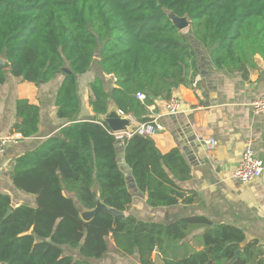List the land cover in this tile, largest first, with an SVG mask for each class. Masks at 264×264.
Here are the masks:
<instances>
[{"label":"trees","instance_id":"1","mask_svg":"<svg viewBox=\"0 0 264 264\" xmlns=\"http://www.w3.org/2000/svg\"><path fill=\"white\" fill-rule=\"evenodd\" d=\"M170 12L191 21L187 32L173 24ZM190 36L218 69L246 75L257 55L264 58V0H0V56L11 65L0 67V88L7 72L36 86L62 74L57 115L68 121L13 164L14 185L35 195L37 204H15L0 192V264H106L99 260L112 243L124 256L137 255L140 264H227L239 249L233 264H264L259 239L242 247L247 235L234 225L201 215L163 223L127 214L133 195L118 164L116 135L99 120L74 119L81 110L79 76L97 62L116 86L107 91L98 76L88 84L93 112L105 114L113 98L124 113L149 120V98H170L197 69ZM16 115L12 133L37 134L38 104L19 98ZM159 152L155 137H125V160L147 204L190 203L193 193L179 183L191 177L186 159L177 147ZM95 183L105 204L126 213L116 228L104 211L90 222L79 216L77 201L95 206Z\"/></svg>","mask_w":264,"mask_h":264},{"label":"crops","instance_id":"2","mask_svg":"<svg viewBox=\"0 0 264 264\" xmlns=\"http://www.w3.org/2000/svg\"><path fill=\"white\" fill-rule=\"evenodd\" d=\"M196 47L197 69L191 68L173 88L172 96L182 102L183 111L166 113L165 95L151 96L146 106L148 118L159 116L164 126L162 131L152 136L158 141L159 154L170 147H177L191 168L189 180H175L193 193V200L175 206L151 207L137 186L138 191L131 192L133 203L127 214L163 223H171L184 216L201 215L215 224L239 227L246 233L247 240L257 238L264 246V171L259 178L246 183L233 176L248 140H252L256 156L264 161V113H255L251 106V102L264 93V58L257 55L256 66L248 68L244 75L240 71L218 69L211 62L208 51L199 43ZM97 76L103 79L107 91L116 86L114 76L104 74L95 62L87 74L79 76L81 110L75 120H98L89 103L91 93L88 86ZM63 78L64 75L58 74L51 82L36 86L7 72L1 85L0 137L12 134L19 98H28L40 106L37 134L27 138L18 136L0 150V192L10 194L15 204H37L35 195L19 190L12 181L10 173L16 158L35 148L42 140L58 134L68 123L57 115L56 96ZM124 114L137 124L142 121L134 112ZM127 132L114 133L122 134V137H116L118 155L119 151L124 155ZM197 136L215 138L218 145L209 151ZM113 248L115 245L112 243L109 251H114ZM156 252L159 251L156 249ZM128 257L133 258L135 264H140L137 255ZM157 264H162L160 259Z\"/></svg>","mask_w":264,"mask_h":264},{"label":"water","instance_id":"3","mask_svg":"<svg viewBox=\"0 0 264 264\" xmlns=\"http://www.w3.org/2000/svg\"><path fill=\"white\" fill-rule=\"evenodd\" d=\"M169 17L173 21V24L177 26L180 30L188 29L191 24V21H189V19L186 16L180 17L176 15L174 12H170ZM96 57H99V54H96ZM10 66H11L10 62L7 60V58L0 56V67L3 69H9ZM65 71L69 72L68 69H65ZM111 100L112 102L111 101L109 102L107 112L105 114H99L98 120L107 124L113 133H125L127 132L128 129L131 131H135L137 128V123H135L130 116L125 115L120 110V108H118L119 106L117 105V103L113 98ZM117 160L120 169L123 171L125 175L128 190L130 192L138 191L137 184L133 177L131 168L126 163L124 155L121 151H119ZM93 197L95 201V206L93 208L84 207L79 201L76 202L80 218L85 222H90L95 218L98 212L104 211L111 214L114 217L113 227L116 228L117 220L125 217L126 213L105 204V202H103L100 199L98 195L97 183H95L93 186ZM9 212H11V209L9 210ZM246 243H247V239H245L241 243V246L243 247ZM157 251H159L158 248ZM241 253H242V249L237 250L235 255L228 261L227 264H233L241 255Z\"/></svg>","mask_w":264,"mask_h":264},{"label":"built area","instance_id":"4","mask_svg":"<svg viewBox=\"0 0 264 264\" xmlns=\"http://www.w3.org/2000/svg\"><path fill=\"white\" fill-rule=\"evenodd\" d=\"M137 97L144 100L146 96L143 93H137ZM252 109L255 113H264V93L251 102ZM166 113L178 114L183 111L182 102L176 96H171L166 101ZM164 129L162 122L159 120V116L149 119L147 121L139 122L135 131H128L126 134L128 137L134 134H140L144 136H155ZM14 136H19L18 133H12L4 137H0V150H2L10 141H13ZM117 138L122 137V134H116ZM200 142L206 144L209 151L214 150L218 145V140L215 138H203L198 137ZM264 171V161L256 156L255 149L253 147L252 140H248L245 144L242 157L233 172V176L242 181L249 182L251 180L259 178Z\"/></svg>","mask_w":264,"mask_h":264},{"label":"rangeland","instance_id":"5","mask_svg":"<svg viewBox=\"0 0 264 264\" xmlns=\"http://www.w3.org/2000/svg\"><path fill=\"white\" fill-rule=\"evenodd\" d=\"M184 31L187 32V29L184 30ZM190 39H192V41L195 42V44H197V42L194 40V38H192V36H190ZM82 76H83V74H82ZM80 77H81V75H80ZM80 97H81V94H80ZM19 136L22 137L21 134H19ZM13 139L14 140L17 139V136H14ZM64 249L68 253H72V254H75V255L77 254V251L75 249H72V248H70L68 246L64 247ZM113 250L114 251H109L108 254L105 256V258H103V259H101L99 261L100 262H104L106 264H135L133 258L128 257V256H121L122 254L119 255L118 252H115L116 251L115 248H113ZM112 252H115V254H113Z\"/></svg>","mask_w":264,"mask_h":264}]
</instances>
